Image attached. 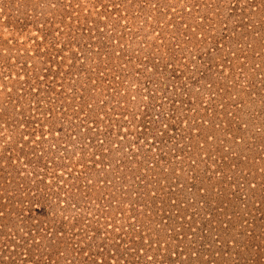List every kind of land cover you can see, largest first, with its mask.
Listing matches in <instances>:
<instances>
[{"label": "rangeland", "instance_id": "1", "mask_svg": "<svg viewBox=\"0 0 264 264\" xmlns=\"http://www.w3.org/2000/svg\"><path fill=\"white\" fill-rule=\"evenodd\" d=\"M0 264H264V0H0Z\"/></svg>", "mask_w": 264, "mask_h": 264}, {"label": "snow or ice", "instance_id": "2", "mask_svg": "<svg viewBox=\"0 0 264 264\" xmlns=\"http://www.w3.org/2000/svg\"><path fill=\"white\" fill-rule=\"evenodd\" d=\"M27 137H25V139H26Z\"/></svg>", "mask_w": 264, "mask_h": 264}]
</instances>
